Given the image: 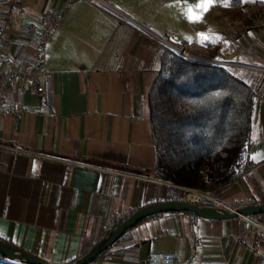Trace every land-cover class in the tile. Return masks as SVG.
I'll use <instances>...</instances> for the list:
<instances>
[{
	"label": "crops",
	"instance_id": "0c3cea01",
	"mask_svg": "<svg viewBox=\"0 0 264 264\" xmlns=\"http://www.w3.org/2000/svg\"><path fill=\"white\" fill-rule=\"evenodd\" d=\"M257 1V8L243 14L244 26L235 36L212 28L210 15L204 16V36L185 50L230 70L238 64L236 75L256 97L252 142L240 175L213 189L232 207L264 202V3ZM8 2L0 0V26ZM52 10L65 15L44 51V91L36 94L31 85L13 82L8 101L23 103L25 111L17 118L0 115V144L32 152L0 148V238L53 264H69L119 219L169 201L173 185L154 174L149 92L162 45L126 10L109 0L19 1L0 68L37 60L32 26H41ZM254 218L259 224L158 213L89 264H147L152 251L173 252L178 264H262L264 213ZM5 260L0 254V262Z\"/></svg>",
	"mask_w": 264,
	"mask_h": 264
},
{
	"label": "trees",
	"instance_id": "16d2710c",
	"mask_svg": "<svg viewBox=\"0 0 264 264\" xmlns=\"http://www.w3.org/2000/svg\"><path fill=\"white\" fill-rule=\"evenodd\" d=\"M243 3L229 1L237 8ZM157 61L158 74L149 92L155 176L204 190L228 184L240 175L237 165L252 142L253 91L225 65L195 59L167 44L159 49ZM206 168L213 172L206 173ZM170 188L167 199L184 200L182 188ZM0 264L29 263L6 258Z\"/></svg>",
	"mask_w": 264,
	"mask_h": 264
},
{
	"label": "rangeland",
	"instance_id": "374dc122",
	"mask_svg": "<svg viewBox=\"0 0 264 264\" xmlns=\"http://www.w3.org/2000/svg\"><path fill=\"white\" fill-rule=\"evenodd\" d=\"M115 5L126 10L130 15L135 17L139 23L148 27L156 34L159 39L160 45L167 44L177 51H180L195 59L204 60L200 57L191 56L185 50L189 48L190 44L200 43L203 33L207 28L206 16L209 14V20L212 22V28L218 27L224 31L225 34L235 36L238 31L242 29L245 21L243 14L253 7L257 8L254 0H244L241 10L229 4L230 0H214L211 7L208 8L206 13H201L199 5L201 0H109ZM221 1V0H220ZM224 1V2H223ZM192 9V15L202 14V19L197 22H189L188 9ZM221 10L219 17L213 15L215 12ZM205 16V17H204ZM210 22V23H211ZM144 23V24H143ZM206 61V60H205ZM240 160L237 168H241ZM205 172H213L212 169L206 168ZM185 187V186H183ZM186 188L200 189L185 187L182 188L184 193ZM203 191H212L211 189ZM214 193V192H213ZM223 192H220L221 195ZM202 194V193H199ZM210 197L209 194H206ZM214 196H217V194ZM184 197V194H183Z\"/></svg>",
	"mask_w": 264,
	"mask_h": 264
},
{
	"label": "built area",
	"instance_id": "2783aa9c",
	"mask_svg": "<svg viewBox=\"0 0 264 264\" xmlns=\"http://www.w3.org/2000/svg\"><path fill=\"white\" fill-rule=\"evenodd\" d=\"M23 0H9V13L5 18V24L0 26V51L4 44L7 41L6 29L11 21V15L15 4ZM93 1V0H92ZM65 13L63 11L52 10L49 11L43 21L41 26H32L37 34L39 42V55L35 62L22 61L19 62L16 66L2 70L0 68V115L9 114L13 117H20L25 111V105L23 103H18L13 105L8 101V93L10 86L13 82L18 81L21 88H25L28 85H31L34 88L36 94H42L44 91V85L42 83L41 76L45 67V48L50 39L53 37L55 32L58 30L61 20L63 19ZM220 65H224L223 62H215ZM238 64H235V69L232 70L233 74H236ZM0 148L4 150H9L16 153H32L25 150L19 145H4L0 144ZM184 193V199L192 202H197L199 204H216L221 205V200L214 196L212 191H203L200 189H190L186 188ZM193 190H198L202 193L209 194L211 199H203L202 196L190 198L188 194ZM257 224V223H255ZM264 229V226H262ZM147 264H178L177 256L173 252H160L152 251L148 255ZM264 264V263H262Z\"/></svg>",
	"mask_w": 264,
	"mask_h": 264
},
{
	"label": "water",
	"instance_id": "95a60500",
	"mask_svg": "<svg viewBox=\"0 0 264 264\" xmlns=\"http://www.w3.org/2000/svg\"><path fill=\"white\" fill-rule=\"evenodd\" d=\"M244 157L245 155L242 156V159H244ZM165 182L179 188H185L169 181ZM221 203V205L199 204L185 199H178L158 202L142 207L136 210L118 228L108 232L104 238L95 244L89 251L69 264H89L103 255L116 240L136 224L158 213L184 211L207 219L245 218L257 224L259 223L254 216L264 213V202L259 204H246L238 207L229 206L222 201ZM0 254L10 260L29 264H53L7 241L0 240Z\"/></svg>",
	"mask_w": 264,
	"mask_h": 264
},
{
	"label": "snow or ice",
	"instance_id": "6c2138e0",
	"mask_svg": "<svg viewBox=\"0 0 264 264\" xmlns=\"http://www.w3.org/2000/svg\"><path fill=\"white\" fill-rule=\"evenodd\" d=\"M254 2H255V0H254ZM259 2L264 3V0H259ZM213 3H214V0H201L200 5L198 6L200 9V12L201 13L206 12L208 10V8L213 5ZM187 15H188L189 22H197V21L202 19V14H197V15L193 16L191 8L188 9ZM2 235H3V233L0 232V236H2Z\"/></svg>",
	"mask_w": 264,
	"mask_h": 264
},
{
	"label": "bare ground",
	"instance_id": "6f19581e",
	"mask_svg": "<svg viewBox=\"0 0 264 264\" xmlns=\"http://www.w3.org/2000/svg\"><path fill=\"white\" fill-rule=\"evenodd\" d=\"M197 193H202V192H200V191H198V190H193L192 192H190L189 194H188V196L191 198L192 196H194L195 194H197ZM199 196H202L203 197V199H209L208 197H206L207 195H206V193H202V194H199V195H197L196 197H199ZM195 197V198H196Z\"/></svg>",
	"mask_w": 264,
	"mask_h": 264
}]
</instances>
